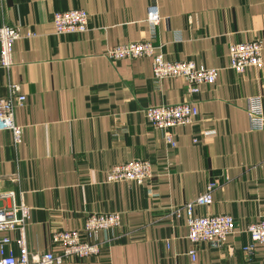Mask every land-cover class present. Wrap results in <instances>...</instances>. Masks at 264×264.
<instances>
[{
  "label": "crops",
  "instance_id": "crops-1",
  "mask_svg": "<svg viewBox=\"0 0 264 264\" xmlns=\"http://www.w3.org/2000/svg\"><path fill=\"white\" fill-rule=\"evenodd\" d=\"M151 3L160 18L152 29ZM73 8L86 11V31L56 34L52 14ZM3 24L20 37L11 67L0 72V99L14 104L23 134L14 143L10 131H0V192L12 191L29 207L30 252H58L53 232L81 230L88 215L117 212L120 225L96 235L97 256L60 264H264L262 245L250 257L242 250L251 242L246 227L264 217V128L252 129L247 114L255 96L264 117V0H0ZM255 39L262 67L230 69L229 46ZM144 40L166 60L218 68L216 81L191 93L180 77L154 82L150 57L105 55ZM18 95L25 96L21 105ZM180 102L195 103L198 115L170 129L171 146L143 110ZM135 159L151 163L150 179L107 181L114 165ZM211 181L212 203L193 214H229L235 230L222 244L194 243L186 214L174 209ZM10 203L4 198L0 207ZM8 248L16 251L13 242Z\"/></svg>",
  "mask_w": 264,
  "mask_h": 264
},
{
  "label": "built area",
  "instance_id": "built-area-1",
  "mask_svg": "<svg viewBox=\"0 0 264 264\" xmlns=\"http://www.w3.org/2000/svg\"><path fill=\"white\" fill-rule=\"evenodd\" d=\"M146 20L151 29L160 18L156 5L151 3L147 7ZM88 16L85 10L73 8L55 11L52 22L56 34H80L87 29ZM20 37L16 28L10 25L0 26V72L12 65V44ZM157 46L150 40L128 42L108 48L105 55L109 59H132L150 57L151 70L154 82L166 78H183L187 82L189 92H197L200 84H213L218 76V68H203L196 66L192 60L169 61ZM263 45L261 40L233 43L228 48V67L235 72L242 73L248 68L259 69L263 65ZM15 92V89H11ZM24 95L16 97L17 104H23ZM247 114L252 129L264 128V117L259 97L248 98ZM14 104L10 99H0V131H10L14 143L22 139L23 127L17 125L13 118ZM147 124L154 129L162 130L164 140L175 146L174 136L170 129L177 125L193 122L198 115V108L192 102L149 106L143 110ZM153 176L151 163L147 160H130L114 165L107 174L108 182L134 181L142 184ZM217 183L211 181L205 190L194 200L185 202L181 207L174 209L176 215L182 211L186 214L188 228L187 238L191 242L214 241L218 244L225 242L235 230L233 217L229 214H211L195 216V206H206L212 203V191ZM9 197L10 206L0 207V264H60L67 257L87 258L100 253L102 243L97 241L96 235L102 230H111L120 225V215L117 212L93 213L88 215L81 230H60L53 232L51 241L59 244L58 252H43L40 254L29 251L26 243L25 228L29 218V207L23 202L14 200L12 191L0 192V201ZM16 231L14 239L8 235ZM246 232L251 242L242 247L249 257L253 253L254 244L263 247L264 255V217L257 222L248 224ZM16 245V251L9 249L10 243ZM188 254L194 259L195 250Z\"/></svg>",
  "mask_w": 264,
  "mask_h": 264
}]
</instances>
